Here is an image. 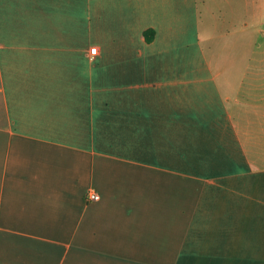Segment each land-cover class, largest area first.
<instances>
[{"label":"crops","instance_id":"crops-1","mask_svg":"<svg viewBox=\"0 0 264 264\" xmlns=\"http://www.w3.org/2000/svg\"><path fill=\"white\" fill-rule=\"evenodd\" d=\"M188 2L0 0V264H264V74Z\"/></svg>","mask_w":264,"mask_h":264},{"label":"rangeland","instance_id":"rangeland-1","mask_svg":"<svg viewBox=\"0 0 264 264\" xmlns=\"http://www.w3.org/2000/svg\"><path fill=\"white\" fill-rule=\"evenodd\" d=\"M180 1L181 5L176 9L180 7L185 13L189 27L188 31L182 30L181 33L190 38V27H193L192 22L196 20V11L188 0ZM196 9L199 16V32L203 39V57L189 56L188 70L206 68L210 72H216L221 80L225 79L227 74L233 75L231 79L237 80L246 68L260 70L264 74V33L261 31L264 29V0H197ZM139 16L148 15L141 9ZM136 17L137 13L134 14L135 25ZM124 19L122 27L131 21L132 14L129 12ZM124 29L125 46L130 44V49L124 52L131 53L135 48L136 36L131 29ZM157 54L173 55L164 52ZM207 91L211 92L212 87L207 85L203 94Z\"/></svg>","mask_w":264,"mask_h":264},{"label":"built area","instance_id":"built-area-1","mask_svg":"<svg viewBox=\"0 0 264 264\" xmlns=\"http://www.w3.org/2000/svg\"><path fill=\"white\" fill-rule=\"evenodd\" d=\"M96 51H97V47L96 46H92L90 48L89 53L91 55V58L96 53ZM87 198H89V199H97V198H99V194L97 192L91 190V191L87 192Z\"/></svg>","mask_w":264,"mask_h":264},{"label":"trees","instance_id":"trees-1","mask_svg":"<svg viewBox=\"0 0 264 264\" xmlns=\"http://www.w3.org/2000/svg\"><path fill=\"white\" fill-rule=\"evenodd\" d=\"M144 36L147 42H150L154 37V29L153 28H147L144 31Z\"/></svg>","mask_w":264,"mask_h":264}]
</instances>
